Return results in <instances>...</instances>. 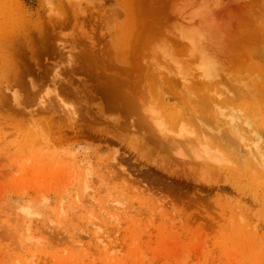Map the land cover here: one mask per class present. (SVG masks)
<instances>
[{"label":"rangeland","instance_id":"374dc122","mask_svg":"<svg viewBox=\"0 0 264 264\" xmlns=\"http://www.w3.org/2000/svg\"><path fill=\"white\" fill-rule=\"evenodd\" d=\"M0 264H264V0H0Z\"/></svg>","mask_w":264,"mask_h":264},{"label":"bare ground","instance_id":"6f19581e","mask_svg":"<svg viewBox=\"0 0 264 264\" xmlns=\"http://www.w3.org/2000/svg\"><path fill=\"white\" fill-rule=\"evenodd\" d=\"M206 97V96H205Z\"/></svg>","mask_w":264,"mask_h":264}]
</instances>
